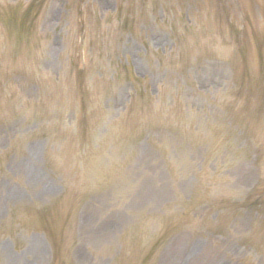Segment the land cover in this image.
<instances>
[{
  "label": "rangeland",
  "instance_id": "1",
  "mask_svg": "<svg viewBox=\"0 0 264 264\" xmlns=\"http://www.w3.org/2000/svg\"><path fill=\"white\" fill-rule=\"evenodd\" d=\"M0 264H264V0H0Z\"/></svg>",
  "mask_w": 264,
  "mask_h": 264
}]
</instances>
